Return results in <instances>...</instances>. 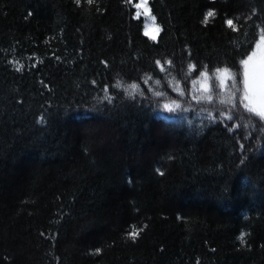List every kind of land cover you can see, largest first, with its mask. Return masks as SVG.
I'll return each mask as SVG.
<instances>
[{
	"label": "trees",
	"instance_id": "obj_1",
	"mask_svg": "<svg viewBox=\"0 0 264 264\" xmlns=\"http://www.w3.org/2000/svg\"><path fill=\"white\" fill-rule=\"evenodd\" d=\"M136 2L0 0V264H264V120L215 72L264 0H149L155 41Z\"/></svg>",
	"mask_w": 264,
	"mask_h": 264
},
{
	"label": "snow or ice",
	"instance_id": "obj_2",
	"mask_svg": "<svg viewBox=\"0 0 264 264\" xmlns=\"http://www.w3.org/2000/svg\"><path fill=\"white\" fill-rule=\"evenodd\" d=\"M74 2L78 6L81 4V0H74ZM126 2L132 3L133 0H126ZM147 2L148 0H139V3H135L136 12L134 18L136 20H139L141 15H143L145 19L155 20V17H152L149 14ZM87 3L92 4L93 0H87ZM29 15H31V13H29ZM215 15V10L210 9L207 11L204 15V23L207 24L208 19ZM225 23L234 31L238 30L233 19H227ZM144 35H149L147 24H145ZM151 38L156 40L155 36H152ZM239 55L243 58L239 59L238 62L235 60L233 61L232 67L235 68V72H233L230 67H216L215 72L220 74L221 86L225 84L226 79H230L231 83L236 87V92L233 93V107L235 109H238L242 105L245 110L256 114L261 120H264V27L260 28L258 35L255 32V28H253L248 46L243 52L239 53ZM57 59L59 58L57 57ZM102 63L107 66V62L102 61ZM156 64L160 66L161 62L157 60ZM169 64H171V61H169ZM202 67L206 69L208 68L206 65ZM189 69L193 74L199 71L201 77H207L209 71H211V69H208V71H201L197 64H190ZM229 74L231 75L229 76ZM95 83L96 81H93V84ZM192 83L195 84L196 81L193 80ZM105 88H107V86H105ZM205 88H207V85H205ZM193 99H195V97H193ZM209 99H211V97H209ZM163 106L169 108V104L167 103ZM244 163L245 161L241 160V164ZM160 174L163 175V173ZM141 231L142 229L133 228L132 231L127 233V236L135 242ZM237 239L243 243L244 234L242 233ZM261 247H264V245H261ZM100 252V248L95 249V254H99ZM197 264H199V261Z\"/></svg>",
	"mask_w": 264,
	"mask_h": 264
},
{
	"label": "rangeland",
	"instance_id": "obj_3",
	"mask_svg": "<svg viewBox=\"0 0 264 264\" xmlns=\"http://www.w3.org/2000/svg\"><path fill=\"white\" fill-rule=\"evenodd\" d=\"M149 1V0H148ZM137 3H139V0L137 1ZM147 9L149 11V14L150 16L154 17L150 10H149V6H148V2H147ZM141 18L143 20V33L145 31V24H147L148 26V32H149V35L147 36L149 39L153 40L151 37L152 36H155L156 39H157V36H158V33L160 31V26L157 24V22L155 20H151V19H145V17L143 15H141ZM155 41V40H153ZM203 88H205V85L203 84L202 85ZM246 124H245V128H246Z\"/></svg>",
	"mask_w": 264,
	"mask_h": 264
}]
</instances>
